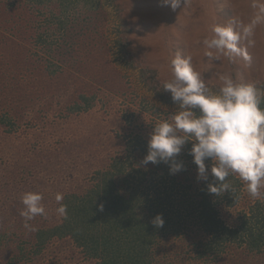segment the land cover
<instances>
[{
	"label": "rangeland",
	"instance_id": "1",
	"mask_svg": "<svg viewBox=\"0 0 264 264\" xmlns=\"http://www.w3.org/2000/svg\"><path fill=\"white\" fill-rule=\"evenodd\" d=\"M102 3L100 27L82 37L79 59H69L67 64L65 60L57 75L48 73L37 55L29 60L32 64L27 61L28 54L23 53L27 32L22 28L14 37L17 45L0 47V119H7L6 124L0 120V234L6 233L0 239L1 264L19 253L16 238H10L12 229L35 234L40 227L60 223L63 216L57 209L66 195L84 193L98 171L107 170L114 158L128 155L134 137L150 139L154 126L174 114L177 106L159 100L145 84L153 74L143 75L145 70H154L163 85L173 79L171 61L179 53L191 58L209 89L221 87L220 77L227 74L237 83L254 84L264 97V0H185L175 12L161 0H118V14L109 0ZM48 9L50 14H62ZM120 20L133 31L136 68L129 72L112 67L108 49L114 45ZM19 22L23 26L25 17ZM217 25L240 32L238 51L207 47L205 42L214 38ZM96 47L102 51L100 56L93 51ZM80 96L97 99L82 112L72 106L76 99L81 101ZM12 122L17 125L14 131ZM190 168L183 182L195 180L202 186L197 166L192 162ZM239 181L240 196L233 206H220L223 219L232 226L264 201L253 199ZM28 192L42 194L46 215L27 221L25 227L22 198ZM57 194H62V201L57 202ZM48 244L41 252L30 248L31 264H47L45 259L52 264H88L68 240L53 239ZM165 244V257L172 255L171 250H180L178 244ZM216 264H264V252L249 253L245 247L231 245Z\"/></svg>",
	"mask_w": 264,
	"mask_h": 264
},
{
	"label": "trees",
	"instance_id": "2",
	"mask_svg": "<svg viewBox=\"0 0 264 264\" xmlns=\"http://www.w3.org/2000/svg\"><path fill=\"white\" fill-rule=\"evenodd\" d=\"M117 2L109 0L108 4L118 14L121 9ZM102 4V0H0V47L17 45L19 42L14 37L22 28L21 31L27 32L24 39L21 36L23 53L28 54L26 60L31 63L29 60L37 55L45 70L57 75L65 60L67 64L69 59H79L84 46L82 37L100 27L97 21ZM49 6L62 14H50ZM22 17H25L23 26L19 22ZM116 26L114 45L108 48L113 58L111 65L129 72L136 68L130 40L133 31L125 28L123 20ZM93 51L97 56L102 52L97 47ZM147 71L142 74L153 73L145 82L149 89L162 102H172L155 71ZM209 87L214 92L220 88ZM96 99L80 96L81 101L72 102L73 109L88 111ZM261 107L264 108V97ZM0 120L7 123V119ZM10 126H14L12 131L17 128L13 122ZM148 140L134 137L128 155L114 158L107 170L98 171L92 187L82 194L66 195L62 204L66 206L67 216L60 223L40 227L35 234L18 227L12 229L14 237L10 238H16L19 253L8 258L6 264H31L30 248L35 246L41 252L53 239L68 240L88 264L95 261L96 264H216L231 245L245 247L249 253L264 252V201L257 202L239 225L228 224L220 206H233L238 199L239 179L229 176L228 192L219 196L209 194L205 182L202 186L195 180L189 184L183 182L191 171L193 158L188 153L193 142H188L187 149L177 157L184 165L183 170L173 174L168 164L142 163L148 153ZM207 163L210 167L211 162ZM157 215H162L163 227L158 222L157 227L153 224ZM5 236L6 233L0 234V239ZM30 237L36 238V242L30 241ZM166 241L174 246L178 244L180 250H171L172 255L165 257ZM0 253H3L1 245ZM45 260L52 264L50 259Z\"/></svg>",
	"mask_w": 264,
	"mask_h": 264
},
{
	"label": "clouds",
	"instance_id": "3",
	"mask_svg": "<svg viewBox=\"0 0 264 264\" xmlns=\"http://www.w3.org/2000/svg\"><path fill=\"white\" fill-rule=\"evenodd\" d=\"M161 3L175 12L185 0H161ZM213 32L214 38L205 42L209 49L238 51L237 44L242 39L239 31L232 26L217 25ZM171 70L173 79L163 83V91L170 93L177 106L176 111L154 126L148 140V153L142 163H165L175 174L184 168L177 157L191 141L188 154L197 166V179L207 184L209 194L219 196L221 192H228L230 184L227 178L235 175L253 199L264 198V108L261 107V91L254 84L237 83L225 74L220 77L221 87L214 92L194 69L191 58L179 53L171 61ZM62 199V194H57V202ZM42 200L41 193L24 194L22 203L25 207L21 215L25 218V227L29 226L27 221L46 215ZM57 212L66 217V206L61 204ZM157 222L159 227H163L162 215L154 218L156 227Z\"/></svg>",
	"mask_w": 264,
	"mask_h": 264
},
{
	"label": "bare ground",
	"instance_id": "4",
	"mask_svg": "<svg viewBox=\"0 0 264 264\" xmlns=\"http://www.w3.org/2000/svg\"><path fill=\"white\" fill-rule=\"evenodd\" d=\"M21 2V1H20Z\"/></svg>",
	"mask_w": 264,
	"mask_h": 264
}]
</instances>
